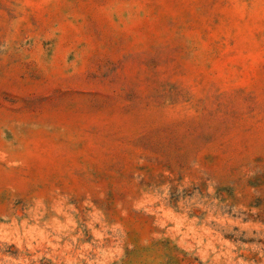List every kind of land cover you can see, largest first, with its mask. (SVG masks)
<instances>
[{"label": "rangeland", "instance_id": "obj_1", "mask_svg": "<svg viewBox=\"0 0 264 264\" xmlns=\"http://www.w3.org/2000/svg\"><path fill=\"white\" fill-rule=\"evenodd\" d=\"M0 264H264V0H0Z\"/></svg>", "mask_w": 264, "mask_h": 264}]
</instances>
